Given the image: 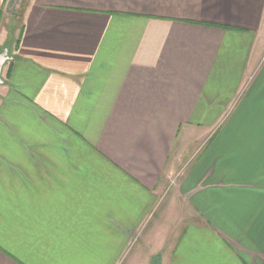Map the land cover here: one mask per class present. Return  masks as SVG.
Listing matches in <instances>:
<instances>
[{
	"label": "crops",
	"instance_id": "obj_1",
	"mask_svg": "<svg viewBox=\"0 0 264 264\" xmlns=\"http://www.w3.org/2000/svg\"><path fill=\"white\" fill-rule=\"evenodd\" d=\"M0 57V264H264V0H0Z\"/></svg>",
	"mask_w": 264,
	"mask_h": 264
},
{
	"label": "water",
	"instance_id": "obj_2",
	"mask_svg": "<svg viewBox=\"0 0 264 264\" xmlns=\"http://www.w3.org/2000/svg\"><path fill=\"white\" fill-rule=\"evenodd\" d=\"M3 64H4V60H2L0 57V72H1V68H2Z\"/></svg>",
	"mask_w": 264,
	"mask_h": 264
},
{
	"label": "rangeland",
	"instance_id": "obj_3",
	"mask_svg": "<svg viewBox=\"0 0 264 264\" xmlns=\"http://www.w3.org/2000/svg\"><path fill=\"white\" fill-rule=\"evenodd\" d=\"M197 146H194V148L193 149H195Z\"/></svg>",
	"mask_w": 264,
	"mask_h": 264
}]
</instances>
